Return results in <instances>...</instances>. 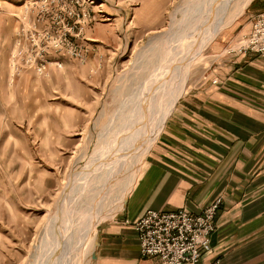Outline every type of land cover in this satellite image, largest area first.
Instances as JSON below:
<instances>
[{"label":"rangeland","instance_id":"1","mask_svg":"<svg viewBox=\"0 0 264 264\" xmlns=\"http://www.w3.org/2000/svg\"><path fill=\"white\" fill-rule=\"evenodd\" d=\"M28 1L0 0V264L34 263L32 257L77 162L94 153L103 135L113 131L112 120L128 98L140 52L181 19L187 0H93L96 22L84 35L92 48L87 62L60 58V68L52 65L42 75L18 74L12 67L17 17ZM263 13L264 0H252L193 61L185 91L203 84ZM148 153L138 165L137 180ZM126 177L116 180L101 224L86 245L80 242L70 264L94 259L98 231L119 212L113 214L112 209L122 197Z\"/></svg>","mask_w":264,"mask_h":264},{"label":"crops","instance_id":"2","mask_svg":"<svg viewBox=\"0 0 264 264\" xmlns=\"http://www.w3.org/2000/svg\"><path fill=\"white\" fill-rule=\"evenodd\" d=\"M218 198L199 264H264V58L251 53L229 54L180 97L90 264H161L142 256L133 223L150 210L199 214Z\"/></svg>","mask_w":264,"mask_h":264},{"label":"bare ground","instance_id":"3","mask_svg":"<svg viewBox=\"0 0 264 264\" xmlns=\"http://www.w3.org/2000/svg\"><path fill=\"white\" fill-rule=\"evenodd\" d=\"M251 1L187 0L181 19L149 41L136 62L128 98L114 117L120 116L112 120L113 131L103 135L106 138L95 146L94 153L77 162L32 257L33 264H70L80 242L86 245L101 224L105 202L124 174L122 197L112 213L125 207L137 182L138 165L185 92L189 67ZM122 168H126L124 172ZM98 174L104 176L100 183L95 181Z\"/></svg>","mask_w":264,"mask_h":264},{"label":"built area","instance_id":"4","mask_svg":"<svg viewBox=\"0 0 264 264\" xmlns=\"http://www.w3.org/2000/svg\"><path fill=\"white\" fill-rule=\"evenodd\" d=\"M93 0H29L17 17L12 67L15 73H46L61 67L60 58L85 64L92 51L85 31L96 22ZM231 53L255 54L264 58V13L258 15L251 33ZM223 203L218 198L201 213L187 210L163 213L150 210L133 223L143 257L158 258L161 264H199L212 254L211 237L215 218ZM218 260L211 264H218Z\"/></svg>","mask_w":264,"mask_h":264}]
</instances>
